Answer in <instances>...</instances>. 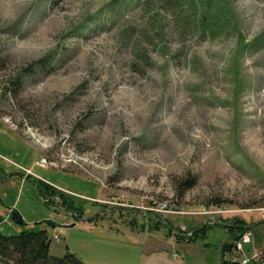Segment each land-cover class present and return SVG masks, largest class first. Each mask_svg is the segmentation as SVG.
Masks as SVG:
<instances>
[{
  "label": "rangeland",
  "instance_id": "obj_1",
  "mask_svg": "<svg viewBox=\"0 0 264 264\" xmlns=\"http://www.w3.org/2000/svg\"><path fill=\"white\" fill-rule=\"evenodd\" d=\"M263 212L264 0H0L4 236L219 264L243 222L225 257L264 249Z\"/></svg>",
  "mask_w": 264,
  "mask_h": 264
},
{
  "label": "trees",
  "instance_id": "obj_2",
  "mask_svg": "<svg viewBox=\"0 0 264 264\" xmlns=\"http://www.w3.org/2000/svg\"><path fill=\"white\" fill-rule=\"evenodd\" d=\"M17 85V80H13L12 87L15 88ZM195 183L196 181H186L183 185L184 190L192 188ZM62 201L65 202V199ZM251 228L244 222L238 226L239 234H231L233 242L223 246L219 264H242L239 260L227 259L225 256L233 252L234 242L239 240ZM194 240L191 238L188 242ZM50 247L51 238L47 230L23 232L18 236H4L0 232V264H85L77 255L69 252L63 257H53L50 255ZM248 264H264V249L259 252L257 257L249 258Z\"/></svg>",
  "mask_w": 264,
  "mask_h": 264
},
{
  "label": "built area",
  "instance_id": "obj_3",
  "mask_svg": "<svg viewBox=\"0 0 264 264\" xmlns=\"http://www.w3.org/2000/svg\"><path fill=\"white\" fill-rule=\"evenodd\" d=\"M165 206H163L161 209L162 211H165ZM263 222H264V212L262 213ZM253 240V234L252 231H247L239 240L234 242L233 247V253H237L239 256H241L244 253L245 247L250 245ZM177 257V255L175 256ZM254 258V257H253ZM233 260H239L242 264H248L249 258L246 256L242 257H232Z\"/></svg>",
  "mask_w": 264,
  "mask_h": 264
},
{
  "label": "water",
  "instance_id": "obj_4",
  "mask_svg": "<svg viewBox=\"0 0 264 264\" xmlns=\"http://www.w3.org/2000/svg\"><path fill=\"white\" fill-rule=\"evenodd\" d=\"M12 217L18 225L24 224L23 217L17 211L13 212Z\"/></svg>",
  "mask_w": 264,
  "mask_h": 264
}]
</instances>
